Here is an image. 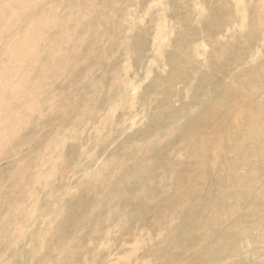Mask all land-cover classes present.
I'll list each match as a JSON object with an SVG mask.
<instances>
[{
    "label": "rangeland",
    "instance_id": "1",
    "mask_svg": "<svg viewBox=\"0 0 264 264\" xmlns=\"http://www.w3.org/2000/svg\"><path fill=\"white\" fill-rule=\"evenodd\" d=\"M0 264H264V0H0Z\"/></svg>",
    "mask_w": 264,
    "mask_h": 264
},
{
    "label": "bare ground",
    "instance_id": "2",
    "mask_svg": "<svg viewBox=\"0 0 264 264\" xmlns=\"http://www.w3.org/2000/svg\"><path fill=\"white\" fill-rule=\"evenodd\" d=\"M25 35V34H24ZM33 35V34H32ZM28 35H26V37H27ZM24 43V42H23ZM17 66V65H16ZM13 67H15V66H13ZM28 115H29V113H28ZM28 120V119H27ZM237 150V149H236ZM245 159H247V158H245ZM248 161H249V159H247ZM234 162V161H233ZM248 163V162H247ZM102 198V197H101ZM212 254V253H211ZM70 256V255H69Z\"/></svg>",
    "mask_w": 264,
    "mask_h": 264
}]
</instances>
